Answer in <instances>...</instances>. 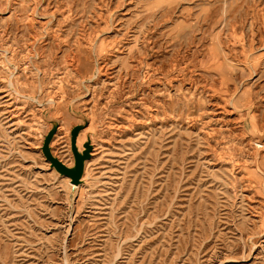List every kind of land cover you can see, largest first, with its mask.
I'll return each mask as SVG.
<instances>
[{"label":"rangeland","instance_id":"1","mask_svg":"<svg viewBox=\"0 0 264 264\" xmlns=\"http://www.w3.org/2000/svg\"><path fill=\"white\" fill-rule=\"evenodd\" d=\"M0 264H264V0H0Z\"/></svg>","mask_w":264,"mask_h":264},{"label":"water","instance_id":"2","mask_svg":"<svg viewBox=\"0 0 264 264\" xmlns=\"http://www.w3.org/2000/svg\"><path fill=\"white\" fill-rule=\"evenodd\" d=\"M51 128L44 138L41 151L46 160L50 162V167L53 168L60 176L68 177L71 184H80L84 172L85 161L90 158L92 146L89 137L83 143L82 148L77 145V137L84 125L74 126L70 131V146L73 154L74 163L68 167L60 160L54 157L50 152V141L57 131L58 123L54 120L50 121Z\"/></svg>","mask_w":264,"mask_h":264}]
</instances>
